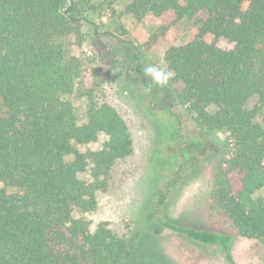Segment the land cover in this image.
I'll use <instances>...</instances> for the list:
<instances>
[{
	"label": "trees",
	"instance_id": "obj_1",
	"mask_svg": "<svg viewBox=\"0 0 264 264\" xmlns=\"http://www.w3.org/2000/svg\"><path fill=\"white\" fill-rule=\"evenodd\" d=\"M119 1L102 5L114 12ZM102 5L0 0V264L127 262L128 245L107 223L91 230L77 215L97 210V194L109 190L112 170L133 153L131 133L107 103L91 99L79 123L65 99L82 72L78 58L67 59L65 40L81 45L83 23L91 24L89 14L100 16ZM124 13L160 20L148 47L167 40L181 21L192 22L194 38L162 55L172 82L182 87L179 105L203 132L174 150L173 182L185 176L183 163L197 166L205 160L199 153L214 154L207 217L264 246V199L254 198L264 190V0H127ZM218 39L232 47H218ZM134 71L144 75L139 64ZM252 98L257 101L249 108ZM212 132L228 134L229 142L211 145L203 136ZM100 136L106 139L99 149L86 148ZM147 222L219 246L229 257V234L181 226L157 210Z\"/></svg>",
	"mask_w": 264,
	"mask_h": 264
},
{
	"label": "rangeland",
	"instance_id": "obj_2",
	"mask_svg": "<svg viewBox=\"0 0 264 264\" xmlns=\"http://www.w3.org/2000/svg\"><path fill=\"white\" fill-rule=\"evenodd\" d=\"M92 1L99 6L104 0ZM126 3H115L114 12L102 5L100 16L89 14L91 24L83 23L85 40L81 45L74 39L65 40L67 59L78 58L82 65L72 94L65 97L73 105L78 122H85L91 99L107 103L127 124L133 140L132 155L112 170L109 190L97 194V210L77 217L85 219L91 230L101 222L107 223L128 245L126 264H264L263 245L238 236L231 223L220 220L211 224L207 217L214 154L204 157L199 153L205 160L197 166L183 163L185 176L173 182L178 166L173 161L174 150H183L186 139L203 134L177 101L181 85L170 80L161 89L134 71L138 64L143 73L146 65L167 70L162 61L164 50L192 40L196 34L192 22L181 21L168 32L167 40L148 47L161 22L152 15L135 20L124 13ZM206 41L213 39L207 37ZM215 43L222 49L232 47L224 39ZM256 101L250 99L248 107ZM203 137L211 145L229 142L224 132ZM105 139L100 136L86 148L97 150ZM160 195L165 202L156 207ZM259 197L264 199V190L255 193L254 198ZM153 210L181 226L229 234V257L219 246L202 245L150 225L147 216Z\"/></svg>",
	"mask_w": 264,
	"mask_h": 264
},
{
	"label": "clouds",
	"instance_id": "obj_3",
	"mask_svg": "<svg viewBox=\"0 0 264 264\" xmlns=\"http://www.w3.org/2000/svg\"><path fill=\"white\" fill-rule=\"evenodd\" d=\"M144 76L158 88L163 89L167 87L169 81L173 78L174 73L171 70H165L164 68L155 65H146L144 68ZM147 91L150 92L151 88H148Z\"/></svg>",
	"mask_w": 264,
	"mask_h": 264
}]
</instances>
